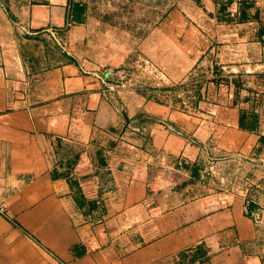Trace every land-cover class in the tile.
Listing matches in <instances>:
<instances>
[{
	"label": "crops",
	"instance_id": "1",
	"mask_svg": "<svg viewBox=\"0 0 264 264\" xmlns=\"http://www.w3.org/2000/svg\"><path fill=\"white\" fill-rule=\"evenodd\" d=\"M251 1L246 12L225 9L234 20L218 54L247 76L264 65V0ZM70 7L0 0V264H264L244 202L197 195L196 181L164 174L203 135L195 118L147 100L133 119L102 62L55 63L40 40L68 24ZM83 22L74 28L85 40ZM235 111L217 146L251 150L263 120L242 129Z\"/></svg>",
	"mask_w": 264,
	"mask_h": 264
},
{
	"label": "rangeland",
	"instance_id": "2",
	"mask_svg": "<svg viewBox=\"0 0 264 264\" xmlns=\"http://www.w3.org/2000/svg\"><path fill=\"white\" fill-rule=\"evenodd\" d=\"M235 4L246 12L252 1L70 0L68 24L40 42L55 63L70 55L102 62L108 90L122 110L134 114L133 119L144 117L142 105L136 102L147 100L195 118V132L203 135L190 138L187 156L164 174L179 184L186 178L196 181L197 195H216L224 204L244 202L258 226L264 255V136L251 150L217 146L220 133L230 123L226 117L230 119L234 110L244 114L246 125L255 126L261 120L264 124V65L247 76L219 62L221 35L234 20L225 9ZM83 21L85 40L74 28ZM72 34L80 35L79 42H70ZM169 121L160 124L185 132L173 129Z\"/></svg>",
	"mask_w": 264,
	"mask_h": 264
},
{
	"label": "trees",
	"instance_id": "3",
	"mask_svg": "<svg viewBox=\"0 0 264 264\" xmlns=\"http://www.w3.org/2000/svg\"><path fill=\"white\" fill-rule=\"evenodd\" d=\"M78 7H79V9H81L80 6H78ZM242 18H244V15L242 16ZM76 19H78V18H76ZM245 121H246V118H245L244 114H242L240 116V120H239L240 128H242V129H253L254 128V126H252V125H246Z\"/></svg>",
	"mask_w": 264,
	"mask_h": 264
},
{
	"label": "built area",
	"instance_id": "4",
	"mask_svg": "<svg viewBox=\"0 0 264 264\" xmlns=\"http://www.w3.org/2000/svg\"><path fill=\"white\" fill-rule=\"evenodd\" d=\"M77 168H79V166H77ZM84 184H85V181H82L81 185L84 186ZM0 212L5 213L6 212V208L5 207H0Z\"/></svg>",
	"mask_w": 264,
	"mask_h": 264
}]
</instances>
